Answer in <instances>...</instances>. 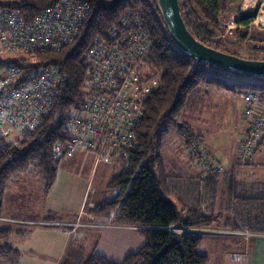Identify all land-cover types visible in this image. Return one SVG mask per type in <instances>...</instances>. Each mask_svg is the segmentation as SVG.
Segmentation results:
<instances>
[{
  "label": "trees",
  "instance_id": "1",
  "mask_svg": "<svg viewBox=\"0 0 264 264\" xmlns=\"http://www.w3.org/2000/svg\"><path fill=\"white\" fill-rule=\"evenodd\" d=\"M57 1L0 0V6L19 11L31 22L43 11L54 7ZM83 1L89 4L90 11L78 37L58 52L37 54L34 62L27 65L29 71L59 66L66 76V82L60 89L52 113L34 134L19 137L16 141L0 136V216H3L4 197L10 182L17 175L29 172L32 166L42 177L46 191L53 186L58 161L53 156V146L69 142V136L64 131L65 115L71 107L85 100L88 49L97 36L105 35L119 24L127 12H132L140 18L149 34L152 48L148 62L161 72V84L145 103V114L135 128L136 142L128 150L129 156L119 161L122 171L108 185L112 193L111 200L98 205L91 214L108 220L114 218L117 226L137 229L145 239V244L122 262L93 254L85 264H208L209 258L197 251L201 236L180 230H213L219 222L220 213H208L201 208L179 210L171 200L172 185L170 178L162 173L158 134L166 124L174 123L188 140L192 138L189 142L200 143L198 136L190 135L191 128L188 125L177 123V117L186 106L189 96L201 85L212 84L219 89L225 88L222 76L234 72L222 71L183 54L171 39L157 0ZM179 1L188 30L198 41L212 47L209 43L218 37L217 33L226 31L225 22L220 16L225 5L220 0ZM236 17L235 22L240 27L235 32L243 33L261 15L258 16L256 8L238 12ZM246 37L247 33L244 32L241 38ZM16 63L19 61L16 60ZM258 79L255 83L238 87L264 96V78ZM198 177L203 180L202 175ZM204 179L210 181L214 178ZM257 189L262 190L261 195L246 196L244 202L260 205L263 209L261 217L264 219V185L260 184ZM3 224L0 222V258L15 260L19 253L8 242L16 229ZM260 233L264 234V231Z\"/></svg>",
  "mask_w": 264,
  "mask_h": 264
},
{
  "label": "built area",
  "instance_id": "2",
  "mask_svg": "<svg viewBox=\"0 0 264 264\" xmlns=\"http://www.w3.org/2000/svg\"><path fill=\"white\" fill-rule=\"evenodd\" d=\"M89 11V4L83 0H58L54 7L28 22L19 11L0 6V128H5L1 137L32 135L50 116L66 76L59 66L29 71L27 65L39 53L58 52L70 45L80 34ZM236 27L240 26L232 21L228 32ZM151 48L148 32L132 12L93 40L86 54L85 100L65 115L64 131L70 140L53 146L56 160L66 153L92 152L97 170L101 164L129 156L128 150L136 142L135 128L145 114V103L156 89L151 86L154 80L148 72ZM243 99L245 128L235 153L247 165L257 154L264 153V96L250 91ZM178 137V141L184 140L188 158L200 175H224L226 169L202 144L189 142L182 131ZM0 222L16 223L4 216H0ZM80 226L77 223L73 227ZM180 232L214 233L192 229ZM240 234L247 240L254 236L252 232ZM246 259V254L232 255L234 262Z\"/></svg>",
  "mask_w": 264,
  "mask_h": 264
},
{
  "label": "rangeland",
  "instance_id": "3",
  "mask_svg": "<svg viewBox=\"0 0 264 264\" xmlns=\"http://www.w3.org/2000/svg\"><path fill=\"white\" fill-rule=\"evenodd\" d=\"M3 1L10 2L14 0ZM183 1L186 2V0ZM221 3L225 5V9L220 16L221 20L225 22L223 25L226 31L217 33L218 37L209 43L212 48L231 55L238 54L240 55L239 57L244 59H264V0H258L256 5H254L255 2L250 1L249 4L254 5V7L248 10L243 8L245 0H221ZM256 8H258V16L260 17L261 15V17L255 24H251L248 29L243 30L247 33L245 39L241 38L244 32H235L237 27L232 30V33L231 31L228 32L230 23L232 21L236 23L235 19L238 12H248ZM8 57L10 56H6V58ZM148 72L154 80L151 86L158 88L161 84V72L151 65L148 67ZM222 78L226 85L225 88L219 89L212 84H203L197 91L192 93L188 98L186 106L179 113L177 122H187L196 128L200 143L226 169V175L216 177L210 181H206L203 177L201 178L203 180H200V178L197 180L193 171L187 177L180 166V163L186 157L188 158L187 149L184 146V140L178 141L179 137L176 135L175 124H166L158 134V139L160 140L159 154L165 160V167H163L162 173L170 178L173 189L171 200L176 203L179 210L201 208L208 213H220L219 222L211 230L216 231L214 233L199 234L202 240L197 251L209 258L208 264L237 263L225 258L226 254L229 255L232 252V242L237 240L227 236L226 232H224L225 230L236 229L239 226L242 230L247 229L251 231L254 235L251 237L252 239L264 235L259 234V232L264 231V219L261 217V213L263 212L262 207L244 202L246 196L256 197V195H261L262 190L259 191L257 187L244 190L246 188L239 184L234 185V183H251L255 186L264 185V153L257 154L248 166L244 165L235 153V147L240 142L245 128V122L242 117L244 106L243 95L248 91L246 88L238 87V85L255 83L259 79L234 73L224 75ZM4 129L0 128V136H2ZM18 138H8V140L16 141ZM79 152L87 151H78L73 155L66 153L56 162V180L47 193L42 192V196L45 197L43 201L49 207L55 209L51 212L52 219L54 220L67 221L69 218L64 216L67 214L73 215L71 216L73 219L77 217L79 213L78 206L87 187L89 191L83 204L86 216L90 210L100 203L111 200L112 193L108 185L111 179L122 171V164L116 161L111 165L101 164L95 172H92L96 161L95 154L92 152L80 154ZM235 170L239 174H233ZM240 170L247 172L246 174L248 175H240ZM30 172L19 174L12 179L9 190L5 195V204L6 206L8 205L7 198L9 196V200H12L9 204L12 206L11 214L25 215L42 220L44 218L39 215L40 212L37 207L32 213L24 212L22 207L17 208L21 200L18 197L22 196L25 198L31 193V190L34 191L33 194H39L37 191L43 188V181L36 167L32 166ZM15 198H17V202H15ZM183 201H188L190 203L189 206L183 204L184 208L182 206ZM105 222L114 224L115 219L113 218ZM35 228L39 230L38 232L47 234L44 236L55 245V249L49 254L52 260L37 257L34 264H55V259L60 257V249H63L66 244L70 248L78 242V240H75L71 236V230L68 228L43 226ZM112 230L111 228L103 231L114 232ZM37 236L35 235L32 239L34 243L39 239ZM78 236L79 234H77ZM22 242L16 234L10 240L11 245L14 247ZM81 244L79 248L80 253H82L80 255L82 260L88 257V254L83 251L91 250ZM144 244L145 239L137 231L131 233L129 238L124 240V245L116 253H111L112 247L106 242L98 245L94 253H101L111 261L122 262L129 254L139 251ZM27 258L28 260H32L35 257L27 256ZM14 262L13 258H0V264H15Z\"/></svg>",
  "mask_w": 264,
  "mask_h": 264
},
{
  "label": "crops",
  "instance_id": "4",
  "mask_svg": "<svg viewBox=\"0 0 264 264\" xmlns=\"http://www.w3.org/2000/svg\"><path fill=\"white\" fill-rule=\"evenodd\" d=\"M220 2H221V0H220ZM247 2L248 1L245 0V6H244L245 10H248L247 9L248 4H246ZM257 3H258V0H256L254 5H256ZM177 123L188 125L191 128V131H190L191 134L190 135L192 137L198 136V134L196 132V128L193 125H191L190 123L179 122V121ZM175 128H176V135L178 137L179 128L176 124H175ZM191 139L192 138L190 137L189 140H191ZM175 142H177V140H175ZM79 153L80 154H86L87 152H79ZM186 158L184 161H182L180 163V166H181L182 170L184 171V174L187 177H189L190 173H193V171H194L195 172L194 176L198 180V178H199L198 172L193 167L189 158H187V159ZM161 160H162V168H163V167H165V160L162 156H161ZM108 165H111V164H108ZM95 171H96L95 168H93L92 172H95ZM242 171L243 170H240V175H244V176L248 175V174H246L247 172H242ZM27 173H31V172L29 171ZM233 174H239V173L235 170L233 172ZM243 178H245V177H243ZM237 184H239L240 186H242L246 189L247 188L252 189L254 187H257L251 183H234V185H237ZM40 189H42V190L37 191V192H39V194L38 193L33 194L34 191L31 190V193L28 196H26L25 198L22 196L18 197L21 200L18 203L19 205L17 208L22 207L24 212L32 213V211L37 207V208H39V212H40L39 215H41L44 218L42 220H38L36 218L28 217L25 215L19 216V215H13V213L11 214L10 212H11L12 206L9 204L12 202V200L10 201L9 200L10 197L8 196V198H7L8 199L7 200L8 205L6 206V204H5L6 203V196L4 197L3 216L8 218L9 220L16 221V223H4L3 226L16 229L14 234H16L17 237H19V239H21L23 241L22 243L18 244L15 247L12 246L10 243L11 238L8 242V244L10 246H12L19 253L18 256L15 258V262H14L15 264H34V261L37 257L43 258L45 260H52L51 259L52 257L49 254H51L52 250L55 249V245L52 244L51 242H49L47 237L44 236L47 234H42L41 232H38L39 230H37V228H35V227L43 226V227L68 228L71 230L70 231L71 236L75 240H78V242H77L78 244L76 243L74 246H71L70 248L66 244L63 247V249H60V252H61L60 257L58 259H55L57 264H85V262L88 260V258L91 255H93V254L103 255L101 253H94V250H96L95 248L98 245H102L104 242L110 244V247H112L111 253L112 252L116 253L117 251H119V248L124 245V240L129 238V235H131V233L137 232V229H135V228L122 227V226L115 225V223L110 224V223L105 222V221L108 222L112 219L108 220V219H104L102 217L93 216L91 214V211L94 210L97 206L94 209L90 210L86 216L84 214L85 209L83 210V204H84L86 194L89 191L88 187L85 189L84 196L80 202V205L78 206L79 213H78L77 217H75L76 219L71 218V216H73V215L67 214V215H64V216H66V218H69V220H67V221L54 220V219H52L53 216L51 215V212H53V210H55V209H53V207H49L43 201L45 197L42 196L43 195L42 192L47 193L49 190L48 191L45 190L44 183H43V188H40ZM246 189H244V190H246ZM8 190H9V186L6 190V193ZM172 190H171V192H172ZM6 193H5V195H6ZM200 201H202V200H200ZM15 202H17V198H15ZM102 203H100V204H102ZM183 204L189 206L190 203L188 201H183L182 206H184ZM36 205H38V206H36ZM184 208H185V206H184ZM76 210H77V206H76ZM77 223H80L81 226L79 228L75 229L73 226ZM58 224H60V225H58ZM111 228L113 229L112 231H114V232L103 231V230H108ZM214 231H216V230H214ZM217 231H219V230H217ZM224 232H226L227 236H230V237L237 239V240H234L232 242V248H231L232 252L229 255L226 254V256H225L226 259H230V261H233V260H231L232 259L231 255H233V254H246L247 255L246 261H244L242 263L237 262L236 264H264V235H260L258 237L253 238V239L250 238L249 240H247L240 233L241 232H250V231H248L247 229L242 230V228H240L239 226L237 229L225 230ZM37 233H39V234H37ZM45 233H47V232H45ZM77 234H79L78 237H77ZM35 235H38L37 237H39V239L37 240L36 243H34L32 240L35 237ZM80 244L82 246H86L87 248H89V250H91V251H83V252L88 254V257L86 259L81 260L80 255L82 253H80V248H79ZM92 246H94V247H92ZM27 256H33L35 258L32 260H28ZM103 256H105V255H103ZM230 256H231V258H230Z\"/></svg>",
  "mask_w": 264,
  "mask_h": 264
},
{
  "label": "water",
  "instance_id": "5",
  "mask_svg": "<svg viewBox=\"0 0 264 264\" xmlns=\"http://www.w3.org/2000/svg\"><path fill=\"white\" fill-rule=\"evenodd\" d=\"M157 3L171 39L183 54L222 71L238 73L245 77L264 78V61L227 54L198 41L186 26L179 0H157Z\"/></svg>",
  "mask_w": 264,
  "mask_h": 264
},
{
  "label": "bare ground",
  "instance_id": "6",
  "mask_svg": "<svg viewBox=\"0 0 264 264\" xmlns=\"http://www.w3.org/2000/svg\"><path fill=\"white\" fill-rule=\"evenodd\" d=\"M247 1H248V2L246 3V4H248V8H247V9H250V8H252V7H253V5H250V4H249V2H250V1H252V2H256V1H254V0H250V1H249V0H247Z\"/></svg>",
  "mask_w": 264,
  "mask_h": 264
}]
</instances>
